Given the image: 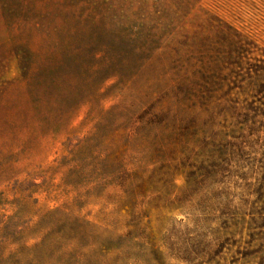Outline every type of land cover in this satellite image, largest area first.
Listing matches in <instances>:
<instances>
[{"label":"rangeland","instance_id":"1","mask_svg":"<svg viewBox=\"0 0 264 264\" xmlns=\"http://www.w3.org/2000/svg\"><path fill=\"white\" fill-rule=\"evenodd\" d=\"M0 264H264V0H0Z\"/></svg>","mask_w":264,"mask_h":264}]
</instances>
